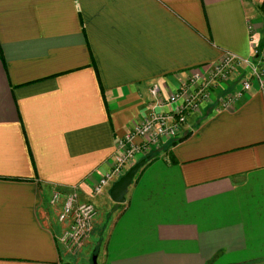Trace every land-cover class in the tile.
Instances as JSON below:
<instances>
[{"label":"crops","instance_id":"obj_1","mask_svg":"<svg viewBox=\"0 0 264 264\" xmlns=\"http://www.w3.org/2000/svg\"><path fill=\"white\" fill-rule=\"evenodd\" d=\"M260 43L264 0H0V264H264ZM223 52L259 82L224 108L238 79L217 86L136 158L122 202L108 188L125 166L94 194L116 142ZM70 188L97 208L77 247L50 201Z\"/></svg>","mask_w":264,"mask_h":264},{"label":"built area","instance_id":"obj_2","mask_svg":"<svg viewBox=\"0 0 264 264\" xmlns=\"http://www.w3.org/2000/svg\"><path fill=\"white\" fill-rule=\"evenodd\" d=\"M253 54L256 60L263 58L264 43L260 48L255 47ZM240 66H244L248 73H238ZM259 73L258 66L251 65L231 52H223L206 69L189 71L177 90L168 94L167 104L172 106L169 112L149 113L141 123L135 125L128 134L116 142V160L110 170L97 180L92 192L99 193L113 176L123 172L125 167L131 165L139 155L149 151L152 146L158 145L160 141L175 138L187 117L196 113L201 104H212V96L217 86L219 88L220 85L229 83L231 79H238L233 81L236 85L231 92L232 96L221 101L220 105L224 108L248 91L252 82L258 81ZM156 90V87H153L151 94H155ZM135 139H138V142ZM70 189L67 192L53 189L50 201L53 203L60 200L58 219L70 221L61 235V240L69 247H77L82 244L92 227L95 209L92 203L79 201L74 188Z\"/></svg>","mask_w":264,"mask_h":264},{"label":"water","instance_id":"obj_3","mask_svg":"<svg viewBox=\"0 0 264 264\" xmlns=\"http://www.w3.org/2000/svg\"><path fill=\"white\" fill-rule=\"evenodd\" d=\"M144 158L129 165L126 170L114 180L108 188L109 198L116 203L122 202L127 191V187L131 183L132 177L137 169L143 164Z\"/></svg>","mask_w":264,"mask_h":264},{"label":"trees","instance_id":"obj_4","mask_svg":"<svg viewBox=\"0 0 264 264\" xmlns=\"http://www.w3.org/2000/svg\"><path fill=\"white\" fill-rule=\"evenodd\" d=\"M262 44H263V43H260V44L258 45L257 48H260V47L262 46ZM0 59H1V53H0ZM173 139H174V138H173ZM173 139H171V141H170L169 143H167L166 145H167V146H169V145H173V144L175 143V140L173 141ZM181 139H183V138H180V139H178L177 141H180Z\"/></svg>","mask_w":264,"mask_h":264},{"label":"rangeland","instance_id":"obj_5","mask_svg":"<svg viewBox=\"0 0 264 264\" xmlns=\"http://www.w3.org/2000/svg\"><path fill=\"white\" fill-rule=\"evenodd\" d=\"M149 151H147L146 153H144V154H141V156H144L145 154H147ZM143 158V157H142ZM91 203V202H90ZM95 209V208H94ZM95 210H97V208L95 209ZM92 256L90 255V258H91Z\"/></svg>","mask_w":264,"mask_h":264}]
</instances>
